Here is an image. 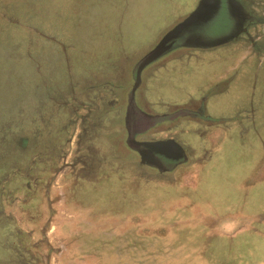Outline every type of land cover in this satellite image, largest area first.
<instances>
[{
    "label": "rangeland",
    "instance_id": "1",
    "mask_svg": "<svg viewBox=\"0 0 264 264\" xmlns=\"http://www.w3.org/2000/svg\"><path fill=\"white\" fill-rule=\"evenodd\" d=\"M199 1L0 0V255L10 247L14 264H38L40 252L42 264L264 262L263 241L254 252L246 245L247 232L224 236L217 230L231 219L226 213L232 205L245 218L264 211V187L247 191L246 204L239 193L229 198L237 173L256 164L260 155L247 121L264 120V93L250 90L257 80L255 67L242 64L230 72L236 47L224 55L221 47L178 46L143 72L139 90L149 103L145 111H170L175 103L190 106L189 94L212 84L205 91L214 101L208 114L224 119L220 126L233 132L207 168H199L195 182L183 187L180 202L166 198L163 188L179 167L160 173L125 151L111 157L119 145L110 132L105 137L104 131H95L92 141L109 157L94 154L93 162L84 161L97 168L96 175L88 174L85 181L72 173L75 136L84 132L79 123L90 114L89 103L102 104L91 113L97 119L110 106L125 107L137 62ZM210 24L213 31L220 22ZM200 31L197 27L184 36ZM213 39L209 44L220 41ZM226 82L227 89L218 92ZM95 90L97 99H91ZM113 98L116 104L109 103ZM234 119L242 121L241 136L233 130ZM86 130L83 137L88 138ZM185 134L180 140L186 145L202 141L196 133ZM122 169L124 178L116 173ZM216 211L221 216L208 219ZM26 228L44 235L32 233L34 255L24 249L28 240L20 238Z\"/></svg>",
    "mask_w": 264,
    "mask_h": 264
},
{
    "label": "crops",
    "instance_id": "2",
    "mask_svg": "<svg viewBox=\"0 0 264 264\" xmlns=\"http://www.w3.org/2000/svg\"><path fill=\"white\" fill-rule=\"evenodd\" d=\"M237 49V47H236ZM222 56V55H221ZM144 56L141 57V59ZM140 59V60H141ZM140 60L137 62L139 63ZM157 61V60H156ZM155 61V62H156ZM155 62L151 63L150 65H148L144 70H146L149 66H151L152 64H155ZM137 70V68H136ZM136 70L133 72V84L131 86V91L129 94V97L127 99V103L125 105V107H123L122 109L120 108H116L113 106H110V108L106 111H104V114L101 115L98 119L97 118H93L91 117V113L95 112L97 107L99 105H102L101 103L98 104H91L89 103L90 108L89 112L90 114H85L84 116H82L83 118L81 119V123L80 126H83V130L84 132H82L81 130L78 132V134L75 136V143L78 146V153L76 155H74V167H73V175H77V173L83 175V179L86 181V179L84 178L85 176H87L88 174H93L96 175V169L92 168L86 163H84V161H90L93 162L94 160V154H103L102 158H107L109 157L108 151H102L101 148L96 147L94 145V143H92L93 140H95L94 136L96 135L94 132L95 131H99L102 130L105 132V137H107L108 132L112 133L113 135L110 136V138H112L114 141H116V143L119 145L117 146V148L115 149V151H113L114 149H112L111 152V157H113V155L115 157H122L123 151L128 152V154H131L133 156H137V158L140 161V164L142 165H146L144 162H142L143 157L141 155L138 154L137 149L139 148H143L142 146L144 143H150L149 141H141L138 140L136 138V135L132 136V137H128L127 136V129L128 127H130V123L128 116H126L125 114L129 113V111L131 109L134 110V108H136V112L138 113L139 116H141L145 121L146 124L144 126V131L142 132L150 134L152 136H149L150 138H162V137H166V136H175L174 138H170L168 140H173L175 141L178 145H180L184 151L183 154L180 155L181 160H183L179 165H176L172 168V170L170 171H162L160 169L154 168L152 166H148L153 170H159L160 173H166V172H173L176 168H178V172L176 173L177 176H175V178L173 179V181L169 184V185H165L164 188V194L166 196V198H168L169 200H176L177 202H180L181 200L178 199V195L180 194V192H182L183 187L186 185H189L190 181L195 182L196 176H198L200 174V170L199 168L201 167L202 170L205 168H207V165L210 164L211 160L214 159L215 157H217L219 150L221 148V146L223 145L224 141L226 139H228V134H225L223 131H221V129L225 130L228 129L225 126H220V125H213L212 127H208L205 128L204 126H201L198 123H193L192 121H186L184 120L183 122H179L170 132H167L166 129H160L159 131H156V126L159 124V118L162 115H167V114H158L159 112H155V113H150L147 110H144V107L147 106L149 103L145 98V93H141L139 88L141 86H143V72L141 73V82L139 84V86L135 88L136 85ZM232 70V69H231ZM230 70V72H231ZM168 73V72H167ZM170 77V76H169ZM230 75L229 77L224 80V81H229ZM227 82L223 85V87L221 86L218 92H224L227 87L225 86L227 84ZM221 85V83H220ZM210 86V88H212V84L208 85ZM208 86H204V87H200L199 91L197 92L199 95H201L200 97H196L197 93H190L188 100L190 99H196L198 100L199 98H201L207 91V87ZM212 86V87H211ZM225 86V87H224ZM224 89V90H223ZM98 91L95 90V92H93L95 95L91 96V99H97V94ZM101 92H104V95H107L109 93V91L104 88L101 90ZM140 92V101L144 104V106L142 108L137 106V101H138V95ZM205 92V93H204ZM104 99V98H103ZM81 100V99H80ZM94 101V100H93ZM112 101H114V103L116 104V102L118 101L117 98H113L111 100H109L110 104H114ZM214 103V101L212 100V102L210 103L209 107L212 106V104ZM176 105V103H175ZM95 109V111H94ZM166 112V111H165ZM164 112V113H165ZM163 113V112H162ZM109 114V116H107ZM105 115V118L103 119V116ZM90 116V117H87ZM128 119V121H127ZM262 119V118H259ZM258 120V119H256ZM86 125V126H85ZM79 127V125H78ZM86 127L89 128L90 133L88 134V138L83 137L84 133H88V130H86ZM80 128V127H79ZM78 130V129H77ZM113 130V131H112ZM126 130V131H125ZM161 130H165V131H161ZM186 132L188 133H196L197 136L201 137L200 142H192L191 145H186L184 142H182L180 140L181 136H185L187 134H185ZM156 135V136H155ZM78 137V138H77ZM167 140V139H164ZM246 140V139H245ZM227 141V140H226ZM231 141V140H230ZM154 142H159V141H154ZM210 142L212 143H217L219 144L217 149H215V153L210 154L209 156V148H211V150L213 149V147L210 145ZM232 142V141H231ZM264 158L262 161H257V163L250 168L245 167L242 169V171L239 173H237V179L236 181L233 183L231 187L233 192L237 193V189L239 187L238 190H240V188H242V185L246 182L250 181V176L251 179L254 177V175L256 176L257 173H263L264 172ZM260 163V164H259ZM250 165V163H249ZM115 169H120L118 166H113ZM116 173H119L120 175H122L121 177L124 178L123 176L125 175L123 169L122 170H116ZM250 174L248 179L246 177H244L245 174ZM116 175V174H115ZM239 180V181H237ZM255 182V180H254ZM240 183H241V187H240ZM226 185L229 186V184L226 183ZM242 190V189H241ZM133 195V194H132ZM225 199V198H224ZM176 202V204H177ZM216 217L219 216L221 213H219L218 211H216ZM221 216V215H220ZM225 216V215H223ZM212 218V217H208ZM231 218L230 220H227V222L223 225L222 227V231L220 229L218 230V233L222 234V235H228V236H233L234 234H236L237 229H240L241 226L240 225H245L244 221L246 220V218L241 214V213H233L231 214V216L229 217ZM260 219L262 220L263 224H264V215L260 217ZM261 222V223H262ZM255 231H250L247 230L246 232L249 234V238L252 237V240H250L248 237V242L246 243L247 246H249V249H254V252L256 250H261L260 246L258 245V240L259 243L261 241L264 242V225L262 227V229L255 227L254 228ZM32 233L37 235L38 237H44L42 231H38V232H33V229H22L20 231V234L23 235V237L21 236L20 238H24L28 240V245L25 246L24 245V249L26 251H28L29 253L31 252L34 255V249H33V238L32 237ZM36 238V237H35ZM246 240V239H245ZM245 243V241H244ZM6 249L4 250L6 253H3L2 255H0V264H14L13 260L15 258H11L12 255L15 256V253L12 252V249L10 247H5ZM42 252H40V256L39 254L37 255V260H38V264H42V258H41ZM39 257V258H38ZM241 260V258H240ZM40 261V262H39ZM249 263L250 262H246ZM244 263V264H246ZM47 264V263H46ZM259 264H264V262H261Z\"/></svg>",
    "mask_w": 264,
    "mask_h": 264
},
{
    "label": "flooded vegetation",
    "instance_id": "3",
    "mask_svg": "<svg viewBox=\"0 0 264 264\" xmlns=\"http://www.w3.org/2000/svg\"><path fill=\"white\" fill-rule=\"evenodd\" d=\"M239 2L242 6V12L236 9L231 8L229 5L228 0H219V4L217 7V10L215 13H217L218 22H220L221 25V31L222 35L219 40H222L221 44L217 45H208L207 47L202 48H195L194 50L199 49H205V48H212V47H218L222 49V54L229 53L231 47H237V54L232 55V58L230 59V70L231 73H235L238 67H240L242 64L246 65L247 69L253 68L254 72L255 69L257 71V80L253 83H251L250 90L254 93H264V0H236ZM203 41V40H202ZM204 42V41H203ZM209 44V43H206ZM183 48L190 49L186 46H181ZM256 53L259 54V60H257ZM223 56V55H222ZM226 58V56H224ZM229 62V61H227ZM252 64V66H251ZM246 69V68H244ZM221 89V88H219ZM213 92V91H212ZM206 94V95H205ZM201 98L198 100L196 99H190L188 100V105L190 106H184V107H175L170 111H166L165 113H158V114H167L162 115L159 118V124L156 126V131H159L160 129H166L167 132L172 131V129L181 122V118H184L186 121H192L193 123H198L201 126H204L205 128L212 127L213 125H220V121L224 120L221 118H214L213 116L209 115L208 109L210 102L208 99H210V96L212 93L206 92ZM137 106L142 108L144 104L140 101V92L138 95V101ZM143 109V108H142ZM182 109L183 113H179L177 110ZM136 108L131 109L126 116H128L130 127L127 129V136L130 138L134 135H136V138L141 141H168L170 138H174L175 136H166L162 138H150L147 133H142L144 131V126L146 124V121L138 115L136 112ZM187 110V111H184ZM127 119V121H128ZM235 120V119H234ZM237 126L233 128L234 131H236V134L241 136L242 132V121L235 120ZM247 122L250 123L251 126L254 127V129H250L253 131L255 138L257 139V143L260 149V155L257 159V161H262L264 158V132H261V127L264 128V120L258 119L256 120L255 117L248 120ZM239 128V129H238ZM126 131V130H125ZM165 131V130H161ZM225 134H228V138H233V132L230 128L228 129H221ZM167 139V140H164ZM242 144L247 145L246 141H243ZM240 143V144H241ZM210 145L213 147L209 148V156L212 153H215V149H217L218 145L217 143L210 142ZM242 149H247L246 147H241ZM137 152L139 155L143 157V160H151V163H145L148 166H152L154 168L160 169L162 171H170L172 168L176 165H179L183 160L179 159L176 160L173 158L175 156L173 152H170L171 158H167L163 155L155 154L154 156L152 154H146L143 148L137 149ZM213 160V159H212ZM211 160V161H212ZM264 162V161H263ZM153 164V165H152ZM260 164V163H259ZM253 165L249 166L250 168ZM156 169V170H157ZM249 173L245 174L244 177L248 179ZM255 180V182H254ZM241 187V183H240ZM264 187V172L263 173H257L256 176L251 179L250 181L246 182L242 185V190L237 189V193L239 195H242V201L243 204L245 202H248L247 198H249L248 193L245 195L247 191L254 190L255 192H262ZM243 191V192H241ZM236 192L231 191L229 193V198L231 199L232 196H234ZM258 195V194H257ZM245 196V197H244ZM244 197V198H243ZM230 202V201H227ZM246 204V203H245ZM238 211V213H241L238 208H236V205H232L231 208L227 210V218L231 216V214ZM210 212V211H209ZM216 212H213V214H209L207 217L214 216L216 217ZM261 215H264V211L260 212L257 211L256 213L250 214L246 220L244 221L245 225H240L241 228L237 229V233L239 232H246L247 230L255 231L254 228L258 227L262 229L263 222L260 219ZM262 222V223H261Z\"/></svg>",
    "mask_w": 264,
    "mask_h": 264
},
{
    "label": "water",
    "instance_id": "4",
    "mask_svg": "<svg viewBox=\"0 0 264 264\" xmlns=\"http://www.w3.org/2000/svg\"><path fill=\"white\" fill-rule=\"evenodd\" d=\"M231 8L243 11L242 6L236 0H228ZM219 4V0H200L195 10L189 14L186 18L180 21L177 25H175L171 30H169L161 40L156 44V46L148 52L138 63L136 70V89L141 82V73L142 71L151 63L155 62L159 58L166 55L169 51L176 47L186 46L189 48H202L207 47L210 44L209 38H214L216 40L221 37L222 32L221 27L213 28L211 30L212 21H215L217 18V7ZM221 25V24H220ZM224 27L223 25H221ZM200 27V33H196L195 35L184 36L189 30ZM203 31V32H202ZM214 32H218L215 34ZM184 37V38H183ZM183 38V40H181ZM204 42H203V41ZM222 40L213 44H221ZM144 147V151L147 154H155L166 156L167 158H171L170 152H173L175 156L174 159L179 160L180 155L184 153L182 147L178 145L173 140L168 141H159V142H150L144 143L142 145ZM144 163H151V160H142ZM153 165V164H152Z\"/></svg>",
    "mask_w": 264,
    "mask_h": 264
}]
</instances>
